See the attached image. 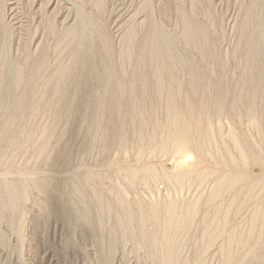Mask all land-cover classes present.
Here are the masks:
<instances>
[{
	"label": "rangeland",
	"instance_id": "rangeland-1",
	"mask_svg": "<svg viewBox=\"0 0 264 264\" xmlns=\"http://www.w3.org/2000/svg\"><path fill=\"white\" fill-rule=\"evenodd\" d=\"M263 210L264 0H0V264H264Z\"/></svg>",
	"mask_w": 264,
	"mask_h": 264
},
{
	"label": "bare ground",
	"instance_id": "bare-ground-1",
	"mask_svg": "<svg viewBox=\"0 0 264 264\" xmlns=\"http://www.w3.org/2000/svg\"><path fill=\"white\" fill-rule=\"evenodd\" d=\"M254 1V0H253ZM254 5V4H253ZM256 6H259V5H256ZM252 7V6H251ZM260 7V6H259ZM252 9H253V7H252ZM254 9H255V7H254ZM253 9V10H254ZM253 10H252V12H253ZM258 11V10H257ZM250 12H251V10H250ZM250 12H248V13H250ZM255 12V11H254ZM256 14H257V12H256ZM250 15H253L252 13H250ZM255 15V14H254ZM258 15V14H257ZM250 16L248 15V18H249ZM247 18V17H246ZM253 18V17H252ZM254 18H255V16H254ZM250 19V18H249ZM245 20V19H244ZM251 20V19H250ZM249 20V21H250ZM257 20V19H256ZM246 21H247V19H246ZM248 21V22H249ZM253 21V20H252ZM185 23H187V21L185 22ZM247 23V22H246ZM258 23V22H257ZM194 26V25H193ZM193 26H190L188 23H187V26L184 28V33H185V36L189 39V41L190 40H193L194 38H195V33H199L200 32V30H199V32H195L196 30V28L193 30L192 28H193ZM192 27V28H191ZM245 27V26H244ZM243 27V28H244ZM155 30V29H154ZM242 30V29H241ZM260 29H258V31H259ZM152 31V30H151ZM243 31V30H242ZM257 31V30H256ZM245 32V31H244ZM242 33V32H241ZM247 33V32H246ZM152 34V33H151ZM199 34H201V32L199 33ZM251 34V33H250ZM203 35V34H202ZM242 35V34H241ZM256 35H258V34H256L255 33V36L254 37H256ZM132 36V35H131ZM199 36V35H198ZM245 36V35H244ZM251 36V35H250ZM250 36L248 37V38H250ZM161 37V36H160ZM160 37H158V36H152V38H151V40L149 39V42L152 44V52H151V55H150V57H151V60H153L155 63H156V67H157V69H156V72H154L155 73V76H156V79H157V83H159V85H161V83H163L165 80V78L168 80V82H169V85L173 88V89H176V87L177 86H179L178 84H180V83H177V81L175 80V75H176V71H175V65H177L178 63H176L177 61L175 60V58H174V56H173V54H172V52L166 47V45H164L165 43L163 42V39H161ZM243 37V36H242ZM183 38H185V37H183ZM199 38H201V37H199ZM198 38V39H199ZM203 38H205V37H203ZM202 38V39H203ZM242 39V38H241ZM187 40V39H186ZM205 40H206V38H205ZM244 40H246V39H244ZM250 40V39H249ZM242 41V40H241ZM198 42V41H197ZM203 42H205V41H203ZM202 42V43H203ZM252 42H253V39H252ZM146 43V42H145ZM200 43V42H199ZM149 44V43H148ZM204 44V43H203ZM206 44V43H205ZM252 44V43H251ZM129 45V44H128ZM144 45H146V44H144ZM150 45V44H149ZM200 45V44H199ZM131 46V45H130ZM200 46H202V45H200ZM133 47V46H132ZM147 47H149V46H147ZM146 47V48H147ZM203 47V46H202ZM250 47V46H249ZM144 48V47H143ZM142 48V49H143ZM146 48H144L145 49V53L146 52H148L149 50H150V48H149V50L148 51H146L147 49ZM171 49V48H170ZM130 50V49H129ZM239 50V49H238ZM126 51H128V50H126ZM142 52H144V51H142ZM239 53V52H238ZM141 55H142V53H140ZM144 54V53H143ZM146 55V54H145ZM143 56V55H142ZM165 56H167L168 58H166V60H168V59H170V63H169V65L168 64H166V60H165ZM127 58V57H126ZM130 59V58H129ZM148 60V59H147ZM149 60H150V58H149ZM104 61V60H103ZM152 61V62H153ZM140 62H141V60H140ZM169 62V61H168ZM103 63V62H102ZM151 63V62H150ZM154 65V64H153ZM207 65V64H206ZM141 66V65H140ZM152 66V65H151ZM246 67V66H245ZM251 67V66H250ZM140 68V67H139ZM137 70V69H136ZM248 71H249V69H248ZM145 72V71H144ZM213 72H214V69H213ZM137 74V73H136ZM198 74V73H197ZM203 76V75H202ZM209 76V75H208ZM219 76V75H218ZM216 77V76H215ZM153 78V77H152ZM155 78V77H154ZM16 80V79H15ZM138 79H135V81L133 82V84H132V92H136L135 91V89L138 87H136V85H137V83H138V81H137ZM164 80V81H163ZM207 80V79H206ZM219 80V79H218ZM137 81V82H136ZM149 81V80H148ZM147 81V82H148ZM199 81V80H198ZM210 81V80H209ZM208 81V82H209ZM227 81V80H226ZM233 81V80H232ZM119 82V81H118ZM140 82H142L143 83V85L146 83V80H145V77L143 76L141 79H140ZM196 82V81H195ZM207 82V81H206ZM215 82V81H214ZM243 82V81H242ZM194 83V82H193ZM241 83V82H240ZM244 83V82H243ZM148 84V83H147ZM181 84H183V83H181ZM192 84V83H191ZM222 84V83H221ZM225 84H227V83H225ZM242 84V83H241ZM146 85V84H145ZM184 85V84H183ZM234 85V84H233ZM140 86V85H139ZM153 86V85H152ZM158 86V85H157ZM162 86V85H161ZM193 86H194V84H193ZM240 86V85H239ZM243 87H244V84L242 85ZM57 87H59L58 85H57ZM56 87V88H57ZM159 88H160V86H158ZM167 87H168V85H167ZM180 87H182L181 85H180ZM231 87V86H230ZM234 87V86H233ZM43 88V87H42ZM55 88V89H56ZM145 88V87H144ZM147 88V87H146ZM163 88V87H162ZM192 88V87H191ZM197 88H200V87H197ZM229 88V87H228ZM235 88H237V87H235ZM232 89L233 91L235 90V91H239L241 88L239 87V90L238 89ZM143 89V88H142ZM180 89V88H179ZM183 89V88H182ZM224 89H226V88H224ZM43 90V89H42ZM48 90H49V88H48ZM54 90V89H53ZM146 90V89H145ZM160 90V89H159ZM158 90V91H159ZM213 90V89H212ZM221 90V89H220ZM227 90V89H226ZM228 90H231L230 88L228 89ZM227 90V91H228ZM84 91V90H83ZM150 91V90H149ZM173 91V90H172ZM177 91H178V89H177ZM181 91V90H180ZM210 91V90H209ZM241 91V90H240ZM243 91V90H242ZM52 92V91H51ZM124 92V91H123ZM131 92V91H130ZM160 92V91H159ZM162 92V91H161ZM169 92V91H168ZM168 92H167V94H168ZM183 92H185V91H183ZM205 92V91H204ZM225 92V91H224ZM230 92V91H229ZM54 93H55V91H54ZM158 93V92H157ZM163 93V92H162ZM179 92H176V90H175V92L174 93H169L170 95H169V97H168V101H167V107H168V110H169V112H173L174 111V113H176L175 111L176 110H174L175 109V107L177 108L178 106H176L178 103L177 102H179V100L181 99V93L180 94H178ZM197 93V92H196ZM200 93V92H199ZM208 93V92H207ZM233 93V92H232ZM238 93V92H237ZM242 92H240L239 94H241ZM221 94V93H220ZM223 94H225V97H226V94L227 95H229L228 93H222V95ZM244 94V93H243ZM127 95V94H126ZM183 95V94H182ZM221 95V96H222ZM237 94H235V96H236ZM245 95V94H244ZM48 96H50V95H48ZM61 96V95H60ZM121 96V95H120ZM137 96V95H136ZM213 96V95H212ZM220 96V97H221ZM110 97V96H109ZM191 97V96H190ZM222 97H224V95L222 96ZM222 97H221V99L220 98H218V100L220 99V100H222ZM228 97V96H227ZM237 97V96H236ZM238 97H239V95H238ZM241 97H242V94H241ZM52 98V97H51ZM240 98V97H239ZM238 98V99H239ZM111 99V98H110ZM114 99H116V98H114ZM119 99V98H118ZM158 99H159V97H158ZM217 99V98H216ZM224 99V98H223ZM230 99V98H229ZM228 99V100H229ZM241 99V98H240ZM139 100H140V98H139ZM121 101V100H120ZM132 101V100H131ZM154 101V100H153ZM183 101V100H182ZM223 101V100H222ZM59 102V101H58ZM112 102V101H111ZM110 102V103H111ZM117 102H119V101H117ZM137 102V101H136ZM135 102V103H136ZM187 101H185L184 103H186ZM54 103V102H53ZM116 103V102H115ZM125 103V102H124ZM181 103V102H180ZM190 103V102H189ZM214 103V102H213ZM114 104V103H113ZM128 104V103H127ZM130 104V103H129ZM138 104V103H137ZM153 104V103H152ZM187 104H188V102H187ZM187 104H185L186 106H187ZM107 105V104H106ZM140 105V104H139ZM138 105V106H139ZM190 105V104H189ZM103 106V105H102ZM119 106V105H118ZM131 106V105H130ZM155 107V106H154ZM156 107H157V104H156ZM189 107H191V106H189ZM44 108V107H43ZM138 108V107H137ZM101 109V108H100ZM108 109V108H107ZM41 110V109H40ZM132 110H133V108H132ZM150 110H151V108H150ZM154 110V109H153ZM45 112H47V111H45ZM111 112V111H110ZM115 112V111H114ZM219 112V111H218ZM230 112V111H229ZM43 113V112H42ZM97 113V112H96ZM122 113V112H121ZM134 113V112H133ZM215 113V112H214ZM220 113H221V110H220ZM129 114H130V111H129ZM128 114V115H129ZM161 114V113H160ZM166 114V113H165ZM171 114V113H170ZM101 115V114H100ZM115 115V114H114ZM117 115V114H116ZM143 115V114H142ZM172 115V114H171ZM177 115V114H176ZM120 116V115H119ZM131 116V115H130ZM138 116V115H137ZM158 116V115H157ZM224 116V115H223ZM46 117V116H45ZM98 117V116H97ZM138 117H140V116H138ZM120 118V117H119ZM130 118V117H129ZM216 118V117H215ZM214 118V119H215ZM42 119V118H41ZM138 119V118H137ZM140 119V118H139ZM168 119V118H167ZM127 120V119H126ZM142 120V119H141ZM157 120V119H156ZM143 121V120H142ZM147 122V121H146ZM135 123H137V122H135ZM157 123V122H156ZM177 123H178V121H177ZM176 123V125L178 126V124ZM92 124V123H91ZM140 124H142V123H140ZM153 124V123H152ZM95 125V124H94ZM127 125V124H126ZM137 125V124H136ZM144 125V124H143ZM146 125V124H145ZM148 125V124H147ZM157 125V124H156ZM103 126V125H102ZM115 126V125H114ZM140 126V125H139ZM182 126V125H181ZM95 127H97V126H95ZM141 128H142V126H140ZM144 127V126H143ZM103 128V127H102ZM129 128V127H128ZM137 128H138V125H137ZM147 128V127H146ZM175 128H176V126H175ZM110 129V128H109ZM139 129V128H138ZM143 129V128H142ZM159 129V128H158ZM179 129V128H178ZM98 130V129H97ZM101 130V129H100ZM140 131H141V129H139ZM175 130V129H174ZM99 131V130H98ZM115 131V130H114ZM138 131V130H137ZM104 132V131H103ZM151 132H152V130H151ZM176 132H178L177 131V129H176ZM183 132V131H182ZM98 133H100V132H98ZM175 133V132H174ZM131 134V133H130ZM178 134V133H177ZM101 135V134H100ZM103 135V134H102ZM125 135H127L126 133H125ZM138 135V134H137ZM141 135V134H140ZM149 135V134H148ZM95 136H96V134H95ZM106 136V135H105ZM101 137V136H100ZM104 137V136H103ZM126 137V136H125ZM149 137V136H148ZM143 138V137H142ZM155 138V137H154ZM97 139H99L98 137H97ZM106 139V138H105ZM104 139V140H105ZM122 139V138H121ZM128 139V138H127ZM126 139V140H127ZM152 139V138H151ZM107 140V139H106ZM119 140V139H118ZM146 140V139H145ZM103 141V140H102ZM132 141V140H131ZM143 141H144V139H143ZM160 141V140H159ZM122 142V141H121ZM136 142H138V141H136ZM155 142V141H154ZM124 143V142H123ZM122 144V143H121ZM128 144V143H127ZM105 145V144H104ZM138 145V144H137ZM188 153V152H187ZM189 157V156H188ZM187 158V157H186ZM188 159V158H187ZM186 159V160H187ZM181 163V162H180ZM178 164V165H181L182 163L184 164L185 162H182L181 164ZM178 165H174L173 164V166H174V169L176 170V168H177V166ZM182 166V165H181ZM179 167V166H178ZM182 167H184V166H182ZM183 169V168H182ZM181 168H180V170H182ZM186 171V170H185ZM178 172H179V170H178ZM175 173H177V172H175ZM174 173V174H175ZM184 173V172H183ZM186 173V172H185ZM181 174V173H180ZM188 174H190V173H188ZM179 175V174H178ZM182 176V175H181ZM184 176V175H183ZM180 177V176H179ZM185 177H187V176H185ZM189 177V176H188ZM233 177V176H232ZM225 179V178H224ZM233 179V180H232ZM231 180H229L228 181V185L227 186H230V187H234L235 185H237V183H239L238 181H239V178L238 177H236V178H232ZM220 181V180H219ZM224 181V180H223ZM225 182V181H224ZM223 182V183H224ZM223 183H222V185H223ZM221 184V183H220ZM219 185V184H218ZM226 185V183L224 184V186ZM240 185V184H239ZM238 186V185H237ZM222 188V187H221ZM227 189V188H226ZM227 190H229V189H227ZM232 191H233V189H232ZM232 191L230 192V193H232ZM242 191V190H241ZM247 191H248V189H247ZM250 191H253V190H251L250 189ZM216 192V191H215ZM218 192V191H217ZM233 192H235V191H233ZM243 192V191H242ZM214 193V192H213ZM220 193H222V195H223V192H220ZM219 193V194H220ZM238 193V192H237ZM236 193V194H237ZM240 193V192H239ZM247 193H249V192H247ZM218 194V193H217ZM241 194V193H240ZM244 194V193H243ZM216 194H214L213 196H215ZM248 195V194H247ZM227 196V195H226ZM241 196V195H240ZM243 196H245V194L243 195ZM253 196V195H252ZM211 197V196H210ZM242 197V196H241ZM249 197V196H248ZM215 198V197H214ZM249 198H251V197H249ZM239 199V198H238ZM237 199V200H238ZM243 199H245V198H243ZM248 199V198H247ZM246 199V200H247ZM253 199V198H252ZM215 200V199H214ZM255 200V199H254ZM253 200V201H254ZM211 201H213L212 199H211ZM220 201V200H219ZM241 202V201H240ZM247 202H249V201H247ZM258 202V201H257ZM256 202V203H257ZM215 203H216V201H215ZM225 203V202H224ZM250 203H251V201H250ZM259 203V202H258ZM171 204V203H170ZM176 203H174V205H175ZM179 204V203H178ZM194 204V203H193ZM173 205V204H172ZM172 205H168L169 206V208H168V210H167V212H168V214H169V216H167V218L169 217V219H168V223H166L165 221H163V222H165L166 223V225H164V224H162L163 225V234L165 233L166 235H167V233L171 230V229H173L172 228V224L173 223H175V222H173L172 223V221L174 220L173 218L175 217V216H173V214L176 212V210L177 209H175V207H177V205L175 206V207H172ZM180 205V204H179ZM191 205V204H190ZM190 205H189V207H190ZM205 205V204H204ZM213 205V204H212ZM221 205V204H220ZM231 205V204H230ZM245 205V204H244ZM247 205V204H246ZM196 206V205H195ZM198 206V205H197ZM224 206V205H223ZM223 206H221V207H223ZM232 206V205H231ZM180 207V206H179ZM186 207V206H185ZM184 207V208H185ZM216 207V206H215ZM220 207V206H219ZM224 207H226V206H224ZM237 207V206H236ZM245 207V206H244ZM248 207V206H247ZM178 208V207H177ZM183 207H182V209H184ZM165 209V208H164ZM164 209H163V211H164ZM189 209V208H188ZM214 209V208H213ZM226 209V208H225ZM179 210V209H178ZM181 210V209H180ZM184 210H186V209H184ZM190 210V209H189ZM193 210V209H192ZM191 210V211H192ZM220 210H221V208H220ZM236 210H238V209H236ZM251 210V209H250ZM188 211V210H187ZM186 211V212H187ZM194 211V210H193ZM209 211V210H208ZM223 211V210H222ZM225 211V210H224ZM259 211V210H258ZM264 211V210H263ZM181 212V211H180ZM188 212H190V211H188ZM187 212V213H188ZM209 212H213V211H209ZM218 212V211H217ZM227 212V211H226ZM236 212V211H235ZM249 212V211H248ZM262 212V211H261ZM185 213V212H184ZM191 213V212H190ZM219 213V212H218ZM218 213H217V215H218ZM167 214V213H166ZM176 214V213H175ZM181 214V213H180ZM210 214V213H209ZM222 214V213H221ZM238 214V213H237ZM177 215V214H176ZM215 215V214H214ZM219 215H220V213H219ZM186 216V215H185ZM208 216V215H207ZM244 216V215H243ZM264 216V215H263ZM213 217V216H212ZM237 217H239L238 215H237ZM178 218V217H177ZM188 218V217H187ZM205 218V217H204ZM210 218V217H209ZM219 218H220V216H219ZM229 218V217H228ZM227 218V219H228ZM260 218V217H259ZM164 219V218H163ZM180 219V218H179ZM262 219H264L263 217H262ZM187 220V219H186ZM190 220V219H189ZM256 220V219H255ZM180 221V220H179ZM210 221V220H209ZM214 221V220H213ZM222 221V220H221ZM220 221V222H221ZM202 222V221H201ZM258 222V220L256 221V223ZM182 223H183V220H182ZM187 223V222H186ZM216 223V222H215ZM219 223V222H218ZM255 223V224H256ZM181 224V223H180ZM224 224V223H223ZM248 224V223H247ZM179 225V224H178ZM161 226V225H160ZM159 226V227H160ZM228 226V225H227ZM155 227V226H154ZM154 227H152V228H154ZM175 227V226H174ZM190 227V226H189ZM208 227V226H207ZM213 227H214V225H213ZM178 228H181V227H178ZM178 228H176V230L178 229ZM218 228H222V225H220ZM226 228V227H225ZM219 229V230H220ZM180 230V229H179ZM201 230V229H200ZM222 230V229H221ZM160 231V230H159ZM173 230H171L170 232H172ZM209 231H211L210 229H209ZM208 231V232H209ZM157 233H158V231H157ZM161 233V232H160ZM173 233L174 232H172V235H173ZM201 233V232H200ZM224 233V232H223ZM170 234V233H169ZM207 234V233H206ZM206 234H205V236H206ZM208 234H212V233H208ZM165 235V236H166ZM164 236V237H165ZM170 236V235H169ZM174 236V235H173ZM173 236H172V238H173ZM179 236V235H178ZM200 236V235H199ZM213 236H215V234L214 235H212V237ZM222 237V236H221ZM168 238V240L166 239V242L164 243V242H162L163 243V245H162V247H161V251H159L160 252V254H161V261H162V264H171L172 262H174V260H173V258L175 257L174 256V254H175V252H176V250L174 251V249H175V246L172 244L173 242L169 239V237H167ZM170 238H171V236H170ZM176 238V237H175ZM201 238V237H200ZM203 238V237H202ZM216 238H217V236H216ZM250 240V239H249ZM159 242H161V241H159ZM213 242V241H212ZM245 242V241H244ZM177 243V242H176ZM208 243V242H207ZM228 243H230V241L228 242ZM209 244V243H208ZM210 244H212V243H210ZM201 245V244H200ZM204 245V244H203ZM202 245V246H203ZM159 246V245H158ZM205 247V246H204ZM211 248V247H210ZM159 250V249H158ZM227 254V253H226ZM256 254V253H255ZM232 256H233V254H231ZM238 256V255H237ZM236 256V257H237ZM159 258V257H158ZM228 259V258H227ZM232 259V258H231ZM238 259V258H237ZM230 260V259H229ZM230 262V261H229ZM173 264V263H172Z\"/></svg>",
	"mask_w": 264,
	"mask_h": 264
}]
</instances>
